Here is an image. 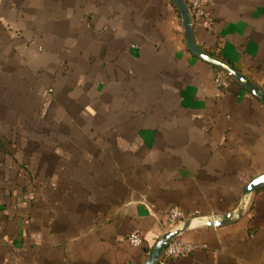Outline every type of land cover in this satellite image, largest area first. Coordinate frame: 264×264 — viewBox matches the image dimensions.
I'll return each mask as SVG.
<instances>
[{
	"label": "crops",
	"instance_id": "crops-1",
	"mask_svg": "<svg viewBox=\"0 0 264 264\" xmlns=\"http://www.w3.org/2000/svg\"><path fill=\"white\" fill-rule=\"evenodd\" d=\"M209 1L197 45L264 90V0ZM215 71L171 0H0V264H145L170 209L207 249L169 264H264V105Z\"/></svg>",
	"mask_w": 264,
	"mask_h": 264
},
{
	"label": "water",
	"instance_id": "water-1",
	"mask_svg": "<svg viewBox=\"0 0 264 264\" xmlns=\"http://www.w3.org/2000/svg\"><path fill=\"white\" fill-rule=\"evenodd\" d=\"M171 2L174 4L177 11L179 12L183 26L184 40L189 52L199 60L225 73L233 82L239 84L242 88H244L248 93L257 98L264 105V90H262L260 87H258L252 81L242 75L231 64L215 57L214 55L210 54L209 52L197 45L195 39L193 19L190 14L189 8L184 2V0H171ZM263 189L264 176H261L253 180L246 186V188L244 189V195L248 196L256 194ZM241 212L242 209H240L238 216L241 215ZM231 220L232 216L227 215L224 216L221 220L215 223H207V225L209 228L217 229L230 224ZM199 221L200 220L198 219L189 220L183 224L182 228L165 233L153 249L151 256L147 259L145 264H158L168 245L176 240L182 239L184 235L189 233L192 228L197 223H199Z\"/></svg>",
	"mask_w": 264,
	"mask_h": 264
},
{
	"label": "built area",
	"instance_id": "built-area-1",
	"mask_svg": "<svg viewBox=\"0 0 264 264\" xmlns=\"http://www.w3.org/2000/svg\"><path fill=\"white\" fill-rule=\"evenodd\" d=\"M187 4L190 14L193 19L194 28H203L212 30L214 18L211 12V3L209 0H184ZM232 80L222 71H215L212 82L213 101L221 102L230 91ZM164 220L169 227V231L179 229L185 222L193 219H204L200 212H182L176 209H170L164 215ZM210 219L215 223L220 219L218 217L210 216ZM168 231V232H169ZM167 233V232H166ZM128 244L133 248H141L144 246V239L141 234H133L127 239ZM207 249L205 245H198L185 242L182 239L176 240L168 245L164 251L158 264H169L175 258L190 256L194 253ZM152 252L147 254V259L151 256Z\"/></svg>",
	"mask_w": 264,
	"mask_h": 264
},
{
	"label": "trees",
	"instance_id": "trees-1",
	"mask_svg": "<svg viewBox=\"0 0 264 264\" xmlns=\"http://www.w3.org/2000/svg\"><path fill=\"white\" fill-rule=\"evenodd\" d=\"M232 83H234V82L232 81Z\"/></svg>",
	"mask_w": 264,
	"mask_h": 264
}]
</instances>
